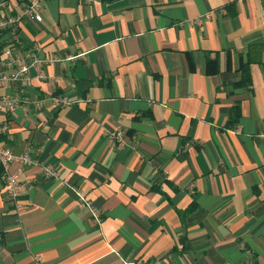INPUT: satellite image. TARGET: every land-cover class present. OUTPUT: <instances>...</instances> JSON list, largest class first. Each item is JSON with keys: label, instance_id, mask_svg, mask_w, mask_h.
I'll use <instances>...</instances> for the list:
<instances>
[{"label": "crops", "instance_id": "obj_1", "mask_svg": "<svg viewBox=\"0 0 264 264\" xmlns=\"http://www.w3.org/2000/svg\"><path fill=\"white\" fill-rule=\"evenodd\" d=\"M41 14L0 31V78L10 44L30 69L0 82L21 97L0 111L2 141L36 161L10 165L22 214L0 178V264H264V0H45Z\"/></svg>", "mask_w": 264, "mask_h": 264}, {"label": "built area", "instance_id": "obj_2", "mask_svg": "<svg viewBox=\"0 0 264 264\" xmlns=\"http://www.w3.org/2000/svg\"><path fill=\"white\" fill-rule=\"evenodd\" d=\"M25 2V1H24ZM45 0H28L24 3L23 9L18 13H10L8 10V5L5 0H0V7H5L7 9V15L0 17V31L6 30L7 28H12L16 30L23 19L28 20H42L41 6ZM16 41L20 44L21 38H17ZM5 58L1 62L5 67L7 72L1 76L0 82L2 84L7 81H19L23 85L28 83L30 79V69L29 66L23 64L20 61V57L15 55V45L10 44L3 50ZM40 59L36 62L40 63ZM54 101L62 102L67 104L68 101L64 97H54ZM20 95L10 96V95H0V111L11 113L20 104ZM38 107L42 106L41 101H36ZM8 130L7 121L0 120V165L4 170L5 177V190L6 197L14 204L17 214H22L26 211V205L20 199L22 194V183L19 180V173H13L10 171V165L13 161L18 160L23 165L35 164L36 161L32 158L29 153H24L21 155H16L10 147L3 144L2 137ZM115 138H121L122 133H113ZM44 173L47 177L56 178L58 177V171L52 165H47L44 167ZM98 216V213H94ZM40 259V258H38ZM124 264H163L161 260L155 261H138V260H127Z\"/></svg>", "mask_w": 264, "mask_h": 264}, {"label": "trees", "instance_id": "obj_3", "mask_svg": "<svg viewBox=\"0 0 264 264\" xmlns=\"http://www.w3.org/2000/svg\"><path fill=\"white\" fill-rule=\"evenodd\" d=\"M217 71H218L217 62L215 61V59H209L207 61L206 72L208 74H213ZM249 81H250L249 72L246 68H244L243 82L242 83L248 84ZM239 116H240V108H239V106H236L234 108V110L232 111L230 123L233 125L236 121H238ZM230 123H229V125H231ZM3 176H4V170H3V167L0 165V178H3Z\"/></svg>", "mask_w": 264, "mask_h": 264}]
</instances>
